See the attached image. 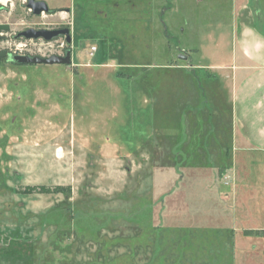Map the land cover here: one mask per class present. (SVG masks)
Returning a JSON list of instances; mask_svg holds the SVG:
<instances>
[{
  "label": "rangeland",
  "instance_id": "obj_1",
  "mask_svg": "<svg viewBox=\"0 0 264 264\" xmlns=\"http://www.w3.org/2000/svg\"><path fill=\"white\" fill-rule=\"evenodd\" d=\"M44 1L0 2V52L73 37L70 65L0 57V264H264V153L198 67L230 61L247 0Z\"/></svg>",
  "mask_w": 264,
  "mask_h": 264
},
{
  "label": "crops",
  "instance_id": "obj_2",
  "mask_svg": "<svg viewBox=\"0 0 264 264\" xmlns=\"http://www.w3.org/2000/svg\"><path fill=\"white\" fill-rule=\"evenodd\" d=\"M239 18L238 24L235 22L234 43L228 52L230 61L198 67L230 87L233 145L236 151H241V156L249 157L256 152L264 153V0L243 2ZM215 44L217 49L228 45ZM189 66V69L197 67Z\"/></svg>",
  "mask_w": 264,
  "mask_h": 264
},
{
  "label": "water",
  "instance_id": "obj_3",
  "mask_svg": "<svg viewBox=\"0 0 264 264\" xmlns=\"http://www.w3.org/2000/svg\"><path fill=\"white\" fill-rule=\"evenodd\" d=\"M27 7L36 15H42L44 12L53 13L55 10L51 9L44 0H26ZM8 24H0V34L3 30H9ZM65 35L68 43L72 41L69 28L49 29V28H28L20 31L16 38L24 37L26 39H39L43 38L46 41H51L58 36ZM6 51L0 52V57L6 56ZM186 58L187 56H180ZM10 59L18 64H72V55L70 49L67 50L65 55L54 54L49 57L30 54H13Z\"/></svg>",
  "mask_w": 264,
  "mask_h": 264
},
{
  "label": "flooded vegetation",
  "instance_id": "obj_4",
  "mask_svg": "<svg viewBox=\"0 0 264 264\" xmlns=\"http://www.w3.org/2000/svg\"><path fill=\"white\" fill-rule=\"evenodd\" d=\"M7 1H9V0H7ZM59 28H68V27H63V26H61V27H55L54 29H59ZM50 29V28H49ZM70 29V28H69ZM10 30V29H9ZM9 30H3V31H9ZM2 31V32H3ZM70 34H71V36H72V32H71V30H70ZM58 38H63V41H64V43L66 44V46L63 48V50H62V53L63 54H61V55H65L66 54V52H67V50H69L70 49V51H71V55H72V43H73V37H72V41L70 42V43H68V41H67V39H66V36L65 35H61V36H58ZM6 51V56L5 57H3L4 59H6V58H10V53L7 51V50H5ZM187 52L185 53V54H183L182 53V55H180V56H187ZM181 58H183V57H181ZM183 59H185V60H187L188 59V56L186 57V58H183Z\"/></svg>",
  "mask_w": 264,
  "mask_h": 264
},
{
  "label": "built area",
  "instance_id": "obj_5",
  "mask_svg": "<svg viewBox=\"0 0 264 264\" xmlns=\"http://www.w3.org/2000/svg\"><path fill=\"white\" fill-rule=\"evenodd\" d=\"M95 50H96V48H95V47H93V51H95ZM18 54H22V53H19V52H18Z\"/></svg>",
  "mask_w": 264,
  "mask_h": 264
},
{
  "label": "bare ground",
  "instance_id": "obj_6",
  "mask_svg": "<svg viewBox=\"0 0 264 264\" xmlns=\"http://www.w3.org/2000/svg\"><path fill=\"white\" fill-rule=\"evenodd\" d=\"M5 0H0V2H4Z\"/></svg>",
  "mask_w": 264,
  "mask_h": 264
}]
</instances>
